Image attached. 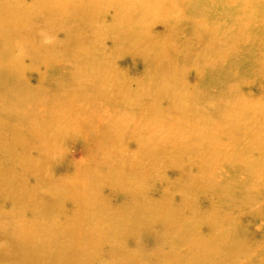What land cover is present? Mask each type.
<instances>
[{
  "label": "rangeland",
  "instance_id": "rangeland-1",
  "mask_svg": "<svg viewBox=\"0 0 264 264\" xmlns=\"http://www.w3.org/2000/svg\"><path fill=\"white\" fill-rule=\"evenodd\" d=\"M43 1L49 3L45 8L41 6ZM82 1L0 0V143L3 141L10 146L12 139L15 138L20 141L18 146L7 147L3 153L0 152V172L6 171L8 173L11 171L10 168H13L9 178L5 175H2V178L0 176L2 180L0 181V189L2 190L0 192V227L2 224L0 242L10 243L15 249L14 243L17 242V238H20L18 234L27 232L26 234H29L31 239L33 238L34 244L36 241H42L45 251L53 252L50 258L57 252L58 259V254H61L60 251L64 253L67 250H61L62 247L55 249L54 252L48 242L52 241L48 239L49 225L55 224L58 220L55 218L56 211L52 210L42 214L41 208H38L39 200L35 196V203L29 204L30 209L33 210L32 213L37 217L32 221L26 213L30 210L26 211L24 208L27 202L25 201L27 200L24 196L25 193L21 196L17 194L18 200H11L12 196L6 192V187H3L5 185L2 182L11 181L12 177L16 180L15 178L18 177L17 182L21 183L20 185L27 183L33 186L37 177L40 178V175L45 176L46 169L41 168L38 161L41 157L40 153L37 152L40 145H36L34 142L36 135H33V131L28 128L27 133L23 132L24 122H28L29 126L31 123L35 125L38 128L35 130L39 133L43 130L42 135L51 146L59 141L55 137L54 131L48 133L45 130L68 131L69 129L66 127L76 123L78 124V132L84 135V138L81 139L79 135H71L61 143L63 147H66L63 153L64 158L70 160L73 165L69 166L68 171L66 165L65 167L62 165L55 166L58 167V177L66 175L62 180L65 184L63 187L74 186V191L68 195V198L74 197V200L70 199L74 201V204L68 202L70 213L67 211V215L72 216L74 206L73 231H76V234L79 232V235H84L82 237L84 239L91 238L96 234L93 231L95 226L91 221V215L86 213L88 209L96 212L98 209L103 208V210L98 211L100 217L109 218L113 214L120 215V211H114L116 210L114 209L117 205L116 202L119 201L124 204L126 209H129L132 205L134 208L136 206L135 201L144 202L147 206L151 205L149 207L151 215L148 216L147 214L139 219L140 223L149 227L146 232L131 235V226L130 230L127 231V235L122 237L116 236L115 229L111 228L110 232H105L98 238L100 247L105 248L103 257H108L109 260L110 254H112L113 260L128 264H159L161 258L169 259L170 261L167 264H264V45L262 46L260 42L264 41V7L253 6V3L258 0H237L235 7L230 8L229 5H226L225 8H221L220 5L213 9L212 1L207 0V2L202 3L201 9L205 10L204 14L210 15L208 21L200 20L202 10H200V14L194 12L192 8L187 9L189 13L181 18V21L194 25L195 31H207L208 35L203 37L193 35L191 39L185 40H190L192 45H202L203 48H207L206 51L202 49L198 52L200 56L206 55V59L215 58L219 65H229L233 69H237L236 77L229 82L223 79L229 75L227 70L225 72H222V70H217V72L215 70L202 71V74L210 79L208 82L197 86L200 80L196 81L194 72H190L184 77L180 76V69L189 67L190 59H186L189 54L187 47L174 48L171 45L166 48V53L171 56L173 63H175L171 70L170 82L164 81L149 88L150 84L145 86V81L141 82L139 79L141 71L146 74L152 73L149 71L150 64L143 62L144 56L136 55L137 49L121 52V45L130 46L132 44L129 39L132 38L131 36L126 34L125 38L122 35H115L118 28L111 29L115 32L110 36L108 33L102 34L103 28L101 30L96 28L91 33L89 32L91 26H88L86 30L78 27L81 24H86L89 21L87 20L88 17L97 11L98 13L106 11L110 16V13L116 12V14H119L122 11H128L129 15L135 17L137 25H142V22L146 21L148 16L143 14L146 12L145 9L140 11L134 9V6H140L139 0H90L93 3L92 5L89 3L83 4ZM259 1L260 3L264 2V0ZM132 2L138 4L132 6ZM108 3L109 6H107ZM146 3L148 4L146 1L141 2L142 5ZM160 3L162 4V1ZM168 5L170 4L168 3ZM74 6H81L84 11L82 13L74 12L71 15L73 23L69 26L74 25L73 31H71L74 33V42L70 48L74 47V49L66 52L63 51L64 48L62 47L64 44L62 35L67 33V28L70 31V27L64 25L62 34H60L61 26L55 29L48 28L54 26L50 23H60L63 19L52 18L54 12L60 9H71ZM159 9H161V12L157 15L165 20L168 19L166 9L163 7ZM180 11L181 13L186 12L183 9H180ZM40 13L46 14L48 19L42 17ZM232 19L239 20L241 25L232 23ZM96 20L102 21V17H96L93 21ZM163 23L162 20H159L144 26L153 27L154 34L163 38L166 43L168 28L166 23ZM105 25L117 26L119 24L107 21ZM231 26L236 27V30L232 31ZM247 32L250 37L252 35L251 38H254L257 43L250 41L252 44H249L247 49L238 46L230 50L227 43L229 41L233 42L235 36H245ZM178 33H180V30H178ZM181 37L183 36L181 35ZM96 42H106L107 44L104 43L103 46H99ZM160 43L164 44L163 42ZM38 45H40L41 51L44 52L42 58L39 57ZM54 47L57 49H53ZM61 48L63 49L61 50ZM74 51L76 56L79 54L84 55L79 63H74ZM49 53L52 60L47 59ZM146 53L145 50L142 52L144 55ZM178 53V60H174ZM89 55L98 62L87 65V56ZM183 56L184 58H182ZM197 57L198 55H195V58ZM151 58L152 55L148 56L147 62ZM67 61L71 63L73 68L71 72H74V76L69 74L68 70L66 71L67 74L60 71L56 72L57 70H54L55 73H50L53 71L51 67L54 64L60 65V69H62L64 68L62 64L68 63ZM118 61H121V66H118ZM70 63L67 65H70ZM206 67L202 69L206 70ZM66 69H69V67ZM46 70L49 72L46 73ZM39 72H42V74H38ZM100 73L104 74L105 81H96V77ZM217 73L218 78L216 77ZM70 78H76L77 82L73 81L76 82V86L74 83V97L67 103L65 101V91L59 88L67 85L71 86ZM88 81L91 82V90L85 92L81 89L80 84L85 82L88 85ZM138 85H143L140 94H138L139 96H130V98L124 95L120 87L124 86L130 89ZM99 90H108L111 94L106 93L105 97L96 98L93 100V104L86 103V100L95 97ZM116 91L119 93L114 95ZM73 100L74 122L67 118L68 114L65 110L71 107ZM139 101L143 103L139 106L141 108H138ZM132 102L137 105H132ZM33 103L58 105L60 115L67 120H58L57 113H52V111H50L53 115L52 119H46L48 114L40 111L29 113V110L33 109ZM65 103H67V106H65ZM26 105L29 108L21 110ZM237 106L241 108L238 111L241 115L228 114V111L225 112V115L220 111L221 108H224V111L227 108L234 110ZM85 109L91 110V112L84 111ZM192 110H200L198 117L190 116L189 111ZM28 113L32 115H28ZM91 117L101 122L95 124L101 125L100 131L103 135L112 134L114 136L113 139L116 142L109 140L101 142L106 146L112 145L110 154H105L103 148L107 149L106 147L99 145L101 149L99 152L97 147L90 144L86 145L88 142L93 144V142H90V138L85 137L88 127H85L84 122ZM46 121H49V126L45 124ZM138 121L140 123L138 127H135V122ZM123 122H127L125 124L131 127L127 130L122 129L125 126H122ZM197 123L200 125L191 126ZM21 128L22 131H19ZM148 133L152 143L148 147H142L145 154H142L143 159H140L137 153L140 145L144 144L145 140L137 138V134L147 136ZM167 138L183 139L182 141H187L185 143L187 145L180 150L172 148L166 144ZM153 140L157 142H153ZM23 143H27L29 146H22ZM127 144L131 145L130 149L126 147ZM48 147V144H46L45 148ZM125 147L128 151L122 154ZM210 147L214 148L209 153H216V147L222 150L223 155L221 156L225 155V157L219 159L223 162L216 163L224 172L227 171L228 175L225 177L220 175L215 179H204L198 192L191 189L192 179L189 182L188 179L182 182L179 178H173L169 174L172 169L169 163L160 162L156 166L151 157L152 155H166L165 161L166 159L177 161L188 158L187 161L193 162L194 160H189L191 156L196 159L198 154L207 152ZM30 149L32 150L31 153ZM120 149L122 150L120 151ZM8 152H14L17 155L20 153L29 154L31 159L26 166H23L22 163H17L15 166L5 164L4 157L5 153ZM53 155L52 153L51 156ZM119 156L123 160L126 156L131 166H139L140 183L130 185L121 181L120 179L130 178L136 172V168L131 170L127 167H120L118 171L121 174L112 176V183H115V185L109 182H99L100 184L97 183L92 186L88 181L89 173L86 172V164L82 163L80 167L75 166L77 162H83L88 157L96 164H102L106 161H113V159L108 160L107 158ZM218 156H220V152ZM245 156L248 157L250 162L246 161L239 164L238 159L245 158ZM119 163L120 158H116L114 164ZM48 164L47 162V166ZM208 166L215 167L212 164ZM25 167L27 169L31 168V170L24 171ZM192 168L195 174L193 178L196 179L199 164L193 163ZM210 170L212 171V168ZM82 171H84L83 175H79L78 173ZM214 171H217V169ZM237 175L251 178L250 183H247V179L244 182L236 181ZM229 179H232L235 183L230 182ZM134 185L135 188L137 187L136 191L128 194L129 189ZM209 186L211 190L206 189ZM88 188H95V190L90 193ZM117 189L123 195H116ZM164 190L167 193L170 191V197ZM181 190L188 192L185 198L187 201L186 210L192 207V205H189L193 199L191 194L201 191L197 199V205L201 207L204 205L205 200L210 202L206 203L207 207L200 210L205 212L206 216L210 213L217 217L218 223L215 226L203 228L206 238L203 240L201 247L206 252L200 257L196 256V250L190 248L188 242L178 238L171 241L168 236L171 230L166 232L167 227L174 231L180 229L172 226L164 217L163 212L168 209L170 199L173 202V199L178 196ZM226 190L227 192L230 191L228 198ZM40 191L42 198H44L43 205L48 208V198H51L47 193L48 190L46 188V190ZM12 195L15 194L12 193ZM115 196H121V199L120 197L116 199ZM232 196L235 197L236 203L231 201ZM240 196L242 197L241 201L236 198ZM178 202L179 200H175V205L171 204L172 207L176 208L174 210H176L175 215L177 218L187 213L180 212V208L176 206ZM18 205L19 211L16 210L11 214L13 208ZM209 208H212L213 211L210 212ZM187 211L191 215L187 213L188 219L184 218L185 224L181 230L191 231L192 229L197 233L196 226L189 219L196 216L197 212ZM148 219L157 221L160 226L151 228ZM114 225L115 227H121L124 226V222L118 221ZM123 228L125 229V227ZM56 233L59 235L57 241H67V235L62 234L59 230ZM177 233L181 238V234ZM115 236L118 238L117 241ZM112 238H114V242L111 240ZM81 243L82 245L88 243V245L82 246L74 243V247L70 246L71 249H74V256H80L83 262H85L84 260H91L90 241H81ZM108 246H111L113 251L110 252V248L107 251ZM115 250L117 253L114 252ZM121 252L123 255L120 256ZM129 253H135L134 258L128 257L126 260H122L123 256L127 257ZM172 255H174V258L171 257ZM60 260L62 264L65 263L64 259Z\"/></svg>",
  "mask_w": 264,
  "mask_h": 264
},
{
  "label": "bare ground",
  "instance_id": "bare-ground-1",
  "mask_svg": "<svg viewBox=\"0 0 264 264\" xmlns=\"http://www.w3.org/2000/svg\"><path fill=\"white\" fill-rule=\"evenodd\" d=\"M143 1L148 2V4L146 3V4L142 5L141 2H143ZM160 1H162V4L160 3ZM211 1H212L213 9H216L220 5H221V8H225L226 5L227 6L229 5L230 8L235 7L237 0H211ZM218 1H220V2H218ZM139 2H140V4H139L140 6H138V7L134 6L135 4H138V3H133V2H132V6L135 7L134 9L139 10V11L144 10V9L146 10V12L143 14L147 15L148 18L146 21L142 22V25H137V23L135 22V17L133 15H129L128 11L127 12L122 11V13H119V14H116V12L110 13L111 16L109 14H107L106 11L102 12V13H98V11H97V12H93V14L88 17L87 20H89V21L86 22V24H81L78 27L84 28L86 30L88 26H91V29L89 30V32H91V33L96 28L98 30H101V28H103L102 34L108 33V34H110V36H112V34L115 32L114 30H111V29L118 28L115 35H120V36L122 35L125 38H126V34L131 36L132 38H129V39L131 40L132 44L130 46L121 45V52H128V51L137 49L135 54L144 56L143 62L150 64V70L149 71H151L152 73L146 74L143 71H141V73H139V79L141 80V82L145 81V86H148L150 84L151 86L149 88H152V86L153 87L157 86V83L160 84L164 81L170 82L171 70L175 66V63H173V59H171V56L168 53H166V48L170 47L171 45H173L174 48L181 47V46L187 47V52L189 54L186 56V59L187 60L190 59L189 64H188L189 67H184V68L180 69V76L184 77L186 74H189L190 72H194L195 77H196V81L200 80L198 82L197 86L208 82L210 79L208 76H204L202 74V71H208L209 72L211 70H215V72H217V70H222V72H225L227 70L229 72V75H228V77H224L223 79H226L229 82H231L232 80L235 79L237 69H233L229 65L228 66H221L218 64V61H216L215 58L214 59L213 58L206 59V55L200 56V54L198 52L202 49L204 51H206L207 48H203L202 45H197V46L192 45V42L190 40H185V39H191L193 35H196L198 37H203L204 35H208L207 31H203V30L202 31H195L194 25L181 21V18L185 17L189 13V11L187 10L189 8H192V10L194 12H198L200 14H201L200 10H202L203 13L200 15V20L208 21V18L210 15L204 14L205 10L201 9L202 3L207 2V0H149V1L139 0ZM82 3L83 4L89 3L91 5L93 4L90 0H83ZM163 3H165V5H163ZM168 3L170 5H168ZM213 4L216 6H214ZM48 5H49V3L46 1H43L41 3V6L44 8L47 7ZM109 5L110 4L108 3L107 6H109ZM254 5H257V7H259V6L264 7V2L260 3V1L258 0V1L253 3V6ZM96 6H94V8H96ZM132 6H130V7H132ZM160 7H163L164 9H166L165 12L167 11V13H168V19L165 20L163 17H160L157 15L161 12V9H159ZM180 9H183L186 12L181 13ZM150 10H151V12H150ZM210 10L212 11V9H210ZM83 11H84V9L81 6H78V7L74 6L71 9L57 10L52 15V18H54V19L63 18L60 21L61 24L57 23V22L50 23L51 25H54V26H49L48 29H55L56 27L61 26L62 29H60V34H62V32L64 30L63 29L64 25L69 26L70 24L73 23L71 20V15L74 14V12L75 13H82ZM40 14L45 19H48V16L46 14H44V13H40ZM96 17H102V21L96 20L94 22L93 20H95ZM159 20H162L164 23H166V26L168 28V30L166 31V41H167L166 43L163 40V38H160L159 36L154 34L155 32H153V30H152L153 27L144 26L145 24L155 23V22H158ZM220 20H222L221 17H220ZM107 21H113V22L118 23L119 25H117V26L105 25V22H107ZM232 23L239 25V26L241 25V23H239V20H237V19H232ZM96 25H97V27H95ZM73 28H74V25H72L70 27V31H68V28H67V33L62 35L64 38L63 39L64 44L62 47L64 49L61 48V50L63 49V51L65 50L66 52H68V51L74 49V47L70 48V47H72L73 42H74V33L71 32V31H73ZM230 29L232 31H235L236 27L231 26ZM178 30H180V33H178ZM57 31H59V30H57ZM45 32H47V31H45ZM243 33H245V32H243ZM17 35H19V34H17ZM181 35L183 37H181ZM251 37H252V35H251ZM251 37H250V34L247 32L245 36H242V37L241 36H235L234 37L235 40L233 42L229 41V43H227V42L226 43L230 46V50L235 49L238 46H242L243 48L247 49V48H249L248 45L252 44V43H250V41L257 43V41ZM182 39L185 40L186 42L183 41ZM160 42H163L164 44H162ZM260 42L262 43V46H263L264 41H260ZM96 43L99 46H103L104 43H105V45L107 44L106 42H96ZM37 48H38L37 50L39 53V57L42 58V55L44 54V52L41 51L40 45H38ZM53 49H57V48L54 47ZM59 50H60V48H59ZM144 50L147 52L146 55L142 54V52ZM179 53L177 54L176 57H174V60H178ZM150 55H152V58L147 62V57ZM195 55H198V57L195 58ZM83 56L84 55H81V54L76 56L75 51H74V63L75 62L79 63L80 59ZM51 57L52 56L50 55V53L47 54V59H51ZM182 58H184V56ZM55 59H57V58H55ZM87 60H88L87 65L94 64V63L98 62V60L94 59L90 55L87 56ZM67 62L70 63L69 61H67ZM68 63L65 62L64 64H62L64 67L62 69H60L61 68L60 65L54 64V66L51 67L53 69V71H51L50 73H55L54 70H57L56 72L60 71V72H65V74H67L66 71L68 70L69 71L68 73L72 74L74 76V72H71V70L73 69L71 66V63H70V65H67ZM117 64H118V66H121V61H118ZM55 66H57V67H55ZM67 67H69V69H66ZM203 67H206V70L202 69ZM197 71H198V73H197ZM48 72L49 71L46 70V73H48ZM199 72H201V73H199ZM38 74H42V72H39ZM203 77H205V78H203ZM216 77L218 78V73H217ZM105 80H106V78L104 77V74H102V73L98 74L96 77V81H105ZM73 81L77 82L76 78L75 79L70 78L71 86L67 85L66 87L63 86V87L59 88L60 90L65 91V94H66L65 95L66 96L65 101L67 103H69L70 99H72L74 97V83L76 86V82H73ZM149 82H151V83H149ZM93 84H94V82H93ZM91 86H92L91 82H89V81H88V85H86L85 82L80 84L81 89L85 92L91 90ZM120 87L122 88L124 95L127 96L128 98H130V96H139L138 94H140L139 92L142 90L143 85H138V86L130 88V89H127L124 86H120ZM110 90L112 91L113 88ZM156 91H157V88H156ZM106 93L111 94V92H109L108 90H106V91L99 90L98 93L96 94V96L92 97V98H88L86 100V103L93 104V100H95L98 97H105ZM117 93H119V92L116 91L114 93V95H117ZM23 99H24V97H23ZM67 103H65L66 104L65 106H67ZM141 104H143L142 101H139L138 102V108H141V107H139V106H141ZM46 105H48L52 108L50 109ZM46 105L45 104H39V103H33L32 104L33 109L29 110V113H37L38 111H40V112H43L45 114H48L46 116V119L47 118L52 119V117H53L52 113L56 112L58 120H61V121L67 120L66 118H64L60 115V109H59L60 107L58 105H56V106H53V104H46ZM132 105H137V104L132 102ZM28 108H29V106L26 105L25 107L21 108V110H27ZM219 108H217V109H219ZM65 110L67 111V114H68L67 118L70 119L72 122H74V100L71 102V107H69ZM240 110H241V108H239L238 106L234 110L232 108H230V109L227 108L226 111H224V108L220 109V111H222L223 114L228 111V114H237V115H241L238 113V111H240ZM248 110H249V108H248ZM248 110H247V112H248ZM50 111H52V113ZM84 111L91 112V110H86V109ZM29 113H28V115H32ZM199 113H200V110L189 111L190 116L198 117ZM204 113H205V111H204ZM217 113H219V112H217ZM225 115H226V113H225ZM48 123H49V121L45 122V124H47V125H48ZM84 123H85V127L86 128L88 127V130L85 133V137L90 138V142H93V144L88 142V143H86V145L90 144L93 147H97L99 152L101 151L99 145L106 147L107 149L103 148L105 154L106 153L110 154V150L112 148L111 147L112 145L106 146V145H103L101 142L105 141V140H109L111 142H116L113 139L114 136L112 134H110L108 136L103 135L102 132L100 131L101 125L95 124V123H101V122L98 121L97 119L93 118V117L87 119V121H85ZM125 123H127V122L122 123V126L125 125V126H123L122 129L127 130L131 126L126 125ZM135 123H136L135 127H138L140 122L138 121ZM178 124H179V122H178ZM198 125H200V124L197 123V124H194L191 126L195 127ZM23 127H24V130H23L24 133L28 132V128H29V130L33 131V135L34 136L36 135L34 142L36 143V145H40V147H42V149H40V147H39V149H37V152L40 153V156H41L40 159L38 160L40 167L46 169L45 176L40 175V178L37 177L33 186H30L27 183H24V184L22 183V185H20L21 183L19 184L17 182L18 177L15 178L16 180H14L13 179L14 177H12L11 181L2 182V184L5 185L3 187H6L5 188L6 192L10 196H12L11 200L17 199V197H16L17 194H19L21 196L23 193H25L24 196L27 199L25 201H27V202H26V206L24 205L25 206L24 208L26 211H28V209L30 210L26 213H28V215L30 216L32 221H34L37 217L32 213L33 210L30 209L29 204L35 203V196H36L37 200H39L38 201V208H41L40 211L42 214H46L52 210H55L56 211L55 218L58 220L56 221L55 224L49 225L48 239L52 240V241H48V242L52 246V250H54V252H55V249H60L62 247L63 248L61 250H66V249L67 250L64 253H62L60 251L61 254H58V259L56 256L57 252H55V255L52 258H50V255L53 254V252H50V251L46 252L44 249V243L42 241H36L34 244L33 238L31 239L30 235L26 234L27 232H21L18 234V236H20V238H17V242L14 243L15 249H13V245H11L10 243L0 242V264H49V263L50 264H62L60 259H64L65 263H63V264H128V263H124L123 261H121V263H120V262L113 260L112 254H110L109 260H108V257L107 258L103 257V255H104L103 251L105 248L100 247V243L98 241V238L100 236H102L105 232H110L111 228L116 230V231L114 230V232H116L115 233L116 236L119 235L122 237H125L127 235V231L130 230L131 226H132V229L130 230L131 235L141 233V232H146L147 229H149V227H146L142 223H140L139 219L142 216H145L147 214H148V216L151 215L150 210H149V207L151 205L147 206V204H145L144 202L135 201L136 206L134 208L132 205L129 209H126L124 204L119 201V202H116L117 205L114 207V209H116V210H114V211H120L121 212L120 215L119 214H113L112 216L110 215L109 218L103 217L104 215L102 216L103 218L100 217L101 215L99 214L98 211L103 210V208L98 209L96 212L88 209L86 211V213L88 215H91V221L93 222V225L95 226L93 231H95L96 234L93 235L91 238H86V239L82 238V237H84V235H82V234L79 235V232H78V234H76V231H73V228H74V206H73L72 216L69 217V215H67V211L70 213L69 203L74 204V201H71V200H74V197L68 198V195L74 191V186L63 187L65 184L62 182V180L64 179V177L66 175L58 177V175H59V174H57L58 167L56 168L55 166L62 165L63 167H65V165H66L67 171H68L69 166L73 165V164L70 160H68L67 158H64L63 153H64V150L66 149V147H63L61 143L63 142L64 139H67L71 135H77V136L79 135V137H81V139L84 138V135H82L78 132V124H76V123H72L71 125L66 127L67 129H69L68 131L63 130V132H62V131H59L58 129L45 130L48 133H52V131H54V135L59 141L57 144H53L51 146V144L47 142V139H45V137L42 135L43 130L39 133L37 130H35L38 128L35 127V125H33L32 123L29 126L28 122H24ZM234 127L236 128L237 126H234ZM19 131H22V128ZM137 135H138L137 138L145 140V143L140 145L139 152L137 153L138 154L137 156H139L140 159H143L142 154H145V151L142 149V147H148L150 145V143H152V141L150 140V134L149 133L147 136H141L139 134H137ZM182 140L183 139H177V138L169 139V138H167L165 142L170 147L177 148L180 150L182 147H185L187 145V144H185L187 141H182ZM154 141H156V140H153V142ZM19 143H20V141L18 139H15V138L12 139L10 146H8L9 144H6L5 142L2 141L0 143V152L3 153V151L6 150L7 147L13 148V146L14 147L18 146ZM46 144H48V146H49L48 148H45ZM23 145L29 146V145H27V143H23L22 146ZM217 146H218V144H217ZM126 147L130 149L131 145L127 144ZM126 147L124 149L122 148L123 150L120 149V151L122 150V154H124L125 151H128V149ZM213 148L214 147H210L207 149V152H202V153L198 154L196 159H193L191 156L189 160H194L193 162L187 161L188 158H186V160H177V161H173V159L168 161L166 159V161H165L166 155H152L151 157H152L154 163L156 164V166L160 162L169 163V165L172 167V169L169 171V174L172 175L173 178H179V180H182V182H185L186 179H188V182H189L192 179L193 185H192L191 189L198 192V190H200L199 189L200 186L203 185L202 183H203L204 179H206V178L215 179V178L219 177L220 175L221 176L224 175V177L228 175V172L227 171L224 172L216 163V162H223L219 158L221 157L222 159H224L225 155L221 156V155H223L222 150L219 149L218 147H216L217 148L216 153H214V154L209 153ZM31 151L32 150L30 149V153H31ZM219 152H220V156H218ZM52 153L54 154L53 156H51ZM97 154H99V153L97 152ZM116 158H120L119 164H114V161L116 160ZM30 159H31V156L29 154L20 153L19 155H17L14 152L13 153H9V152L5 153V157H4V160L6 161L5 164H10L12 166H15L17 163L18 164L22 163L23 166H26V164L30 161ZM107 159L108 160L113 159V161H110V162L106 161L105 163H102V164H96L95 162L92 161L91 158L88 157L87 160H84L83 162H80V163L77 162L75 164V166L80 167L82 163L86 164V172L89 173L88 174V181H89V183L92 184V186H94L97 183L98 184L107 183V182L112 183V181H113L112 176L114 177L115 175L118 176L119 174H121L118 171L120 167H124V168L127 167L131 170L136 168V172L130 178L128 177L126 180L120 179L121 181H123L127 184H130V185H132L133 183H140L139 171H138L139 166H137V167L131 166L128 163L129 159L126 156L124 157V160L121 158V156L107 158ZM238 160H239V162H238L239 164L245 163L246 161L250 162V160L246 156H245V158L238 159ZM47 162L49 163L48 166H47ZM193 163L199 164L198 175H197L196 179L193 178L195 175L193 168H192ZM209 164H212L215 167L208 166ZM177 166H179V167L176 169ZM238 166H242V165H238ZM11 168H10L11 171L8 173L6 171H4L5 174H4V172L1 171L0 172L1 178H2V175H5V176H7V178H9V176L11 175L10 173H12V171H13V168L12 169ZM210 168H212V171L210 170ZM215 169H217V171H214ZM7 170L9 171L8 168H7ZM27 170H31V168L27 169L25 167L24 171H27ZM83 173H84V171H82L81 173H78V174L83 175ZM245 179H247V181H248L247 183H250L251 178H247V177L244 178L241 175L236 176V181L244 182ZM0 181H2V180L0 179ZM229 181L235 183V181H233L232 179H229ZM112 185H115V183H112ZM175 185H177V184H175ZM46 188L48 190L47 193H48L49 197H51V198H48V200H49V207L48 208L47 207L45 208L43 205L44 198H42V194L40 191V190H46ZM136 188H135V185L132 186V188L129 189L128 194H131L133 191H136ZM206 189L211 190V187L209 186ZM94 190H95V188H88V191L90 193L94 192ZM1 191L2 190L0 189V192ZM164 192L170 197V191L167 193L164 190ZM226 192H227V190H226ZM12 193L15 195H12ZM200 193H201V191L199 193L191 194L193 199L189 203V205H192V207H191V209H187V210H192V211L197 212L196 216H192V218H189L191 220L190 222H192L196 226L197 233H195L192 229H191V231H189L187 229H184V231L181 230V228L185 224L184 223L185 219L186 220L188 219V215H187L188 211L186 210L187 201L185 200L188 192H185L183 190L179 191L178 196L173 199V202L170 199L168 209H165L163 212L164 217L167 219V221L172 226L180 228V229H175V231H177L181 234V238L177 232H175L171 228L167 227L166 232L171 230V232H169L170 235H168L169 239L171 238V241H172V240H175L178 238V239H182L183 241L188 242L189 247L196 250V256L197 257L202 256L206 252L201 247L203 240L206 238V233L203 231L204 230L203 228L207 227V226H210V227L215 226V224L218 223L216 215H214V214L212 215V214L208 213V216H206L207 214L200 210L203 207H207L206 203L210 202L209 200H205L204 205H202L201 207L198 206L197 205V201H198L197 199L200 196ZM229 194H230V191L227 192V198H228ZM116 195H123V193L119 192V190L117 189ZM118 197H120V199H121V196H115L116 199ZM227 198H226V200H227ZM236 198L239 199L240 201L242 199L241 196L236 197ZM50 200H53V201H50ZM175 200H179V202L176 206H178L180 208V212H183V213L187 212L186 214L179 216L178 218L175 215L176 210H174V209H176V208L171 206L172 203L175 205V203H174ZM0 201H1V199H0ZM3 201L5 202L6 200H3ZM25 201H24V204H25ZM231 201L235 202V197H233V199ZM39 202H41L42 204H40ZM0 207H1V204H0ZM18 207H19V205L14 207L11 214L14 213L16 210L19 211ZM153 208L155 209V207H153ZM22 211H24V210H22ZM209 211L211 212V211H213V209L211 208ZM16 214L18 215V213H16ZM188 214L191 215L190 213H188ZM22 217H23V215H22ZM148 220L150 222L151 228H155L157 226H160L157 221L151 220V219H148ZM118 221H123L124 226L115 227L114 224ZM9 224H11V223H9ZM1 227H2V224H1ZM9 227H7V228H9ZM123 227H125L126 230ZM57 230H59V232H62V234H65L68 236L67 241H65V242L57 241V239H59V235L56 233ZM122 230H124V231H122ZM216 230H218V228H216ZM210 231H211V229H210ZM68 232H69V234H68ZM116 236H115V240L117 241L118 238ZM111 240L114 242V238H112ZM79 241H80V243H79ZM81 241H90L89 246L92 249L91 260H84L85 262H83V260L80 256H74V249H71L70 246L74 247V243L82 245ZM87 245H88V243H85L82 246H87ZM109 248H110V252H111L112 247L108 246L107 251ZM114 252L117 253L116 250ZM89 253H90V251H89ZM193 254H195V253H193ZM121 255H123L122 252H121L120 256ZM134 255H135V253H129L127 255V257L123 256L122 260H126L128 257L134 258ZM115 256L117 257V255H115ZM161 256H163V255H161ZM171 257L174 258V255H172ZM161 259L162 260H160L161 262L159 264H167L170 261L169 259H166V258H161Z\"/></svg>",
  "mask_w": 264,
  "mask_h": 264
}]
</instances>
